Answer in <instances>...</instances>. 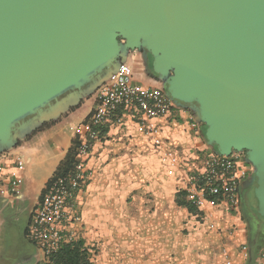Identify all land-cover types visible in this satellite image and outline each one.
Instances as JSON below:
<instances>
[{
    "label": "water",
    "instance_id": "water-1",
    "mask_svg": "<svg viewBox=\"0 0 264 264\" xmlns=\"http://www.w3.org/2000/svg\"><path fill=\"white\" fill-rule=\"evenodd\" d=\"M132 51L152 56L216 152L246 153L264 189V0H0V155Z\"/></svg>",
    "mask_w": 264,
    "mask_h": 264
},
{
    "label": "crops",
    "instance_id": "crops-1",
    "mask_svg": "<svg viewBox=\"0 0 264 264\" xmlns=\"http://www.w3.org/2000/svg\"><path fill=\"white\" fill-rule=\"evenodd\" d=\"M127 61L133 65L130 54ZM133 67L142 83L163 86ZM92 108L93 97L82 98L0 156V185L10 179L14 157L25 161L19 192L0 193V264L43 262V253L26 235L30 215L77 137L74 128ZM183 108L163 121L179 155L190 158L198 150L214 149L205 140L206 126L201 122L193 127ZM88 166L92 176L77 197L82 216L77 227L85 245L95 249L94 264H225L223 245L235 264H264V240L251 251L241 212L219 202L208 204L203 215L211 216L206 220L178 202V196L185 202L180 173L165 172L158 151L132 119L106 127L93 144ZM209 221L216 227L211 228Z\"/></svg>",
    "mask_w": 264,
    "mask_h": 264
},
{
    "label": "built area",
    "instance_id": "built-area-1",
    "mask_svg": "<svg viewBox=\"0 0 264 264\" xmlns=\"http://www.w3.org/2000/svg\"><path fill=\"white\" fill-rule=\"evenodd\" d=\"M92 97L93 108L89 116L74 128L78 139L74 166L47 184L26 230L30 241L44 255L41 264H56L53 255L64 244L81 239L77 224L81 223L82 216L77 197L92 176L88 166L91 149L102 138L106 127L124 125L129 119L137 123L139 130L158 151L165 172L169 175L180 173L182 196L201 217L209 219L211 214L203 215V210L208 204L217 202L233 212H241V186L253 170L246 160V153L234 151L223 155L214 149H204L196 151L195 156L182 158L166 136L163 121L170 120L183 107L169 97L163 86L142 83L137 79L133 65L125 61ZM183 110L193 127L202 124L190 109ZM13 164L10 179L0 185V193L17 194L23 184L25 161L16 156ZM209 224L211 228L216 227L214 222L209 221ZM85 248L90 263L94 264L95 249L87 245ZM221 250L225 264H235L228 247L223 245ZM243 250L247 255V244Z\"/></svg>",
    "mask_w": 264,
    "mask_h": 264
},
{
    "label": "flooded vegetation",
    "instance_id": "flooded-vegetation-1",
    "mask_svg": "<svg viewBox=\"0 0 264 264\" xmlns=\"http://www.w3.org/2000/svg\"><path fill=\"white\" fill-rule=\"evenodd\" d=\"M131 59L133 62V65L136 67L141 68V74L150 79V80H156L158 81L157 75L153 71V58L149 54L147 59L144 58L143 53L141 51H132L130 52ZM137 74V72L135 71ZM257 176L254 173L253 170H250L248 173L247 179L244 181L246 182V187L244 189V194L247 196V208H248V214L250 216V227L252 228V231L257 232L261 238L264 237V215L259 211L258 201L255 196V189L257 185ZM242 190H241V204H243L242 200ZM40 200V198H39ZM38 200V202H39ZM32 214L30 215L29 222L31 220ZM29 224V223H28ZM249 230V227H248ZM250 234V232H249Z\"/></svg>",
    "mask_w": 264,
    "mask_h": 264
},
{
    "label": "trees",
    "instance_id": "trees-1",
    "mask_svg": "<svg viewBox=\"0 0 264 264\" xmlns=\"http://www.w3.org/2000/svg\"><path fill=\"white\" fill-rule=\"evenodd\" d=\"M53 122L54 121H48L44 123L43 125H41L37 130L44 129L45 127L49 126ZM37 130H35V132ZM77 145H78V139L75 138L73 140L72 146L69 149L65 159L61 162L60 166L58 167V169L56 170L55 174L50 179V181H52L58 175L65 174L69 169H71L74 166V163L76 160L75 155H76ZM50 181L48 183H50ZM44 192H45V189L43 190L40 196V200L42 199ZM179 198L180 197L178 196V202L180 204L186 203ZM188 207H191V206H188ZM53 260L55 261L56 264H91L89 261V253H88L87 248H85V241L83 239H79L78 241L64 244L53 255Z\"/></svg>",
    "mask_w": 264,
    "mask_h": 264
},
{
    "label": "rangeland",
    "instance_id": "rangeland-1",
    "mask_svg": "<svg viewBox=\"0 0 264 264\" xmlns=\"http://www.w3.org/2000/svg\"><path fill=\"white\" fill-rule=\"evenodd\" d=\"M131 61V60H130ZM246 187V182L242 183L241 186V190H242V200H243V204H241V213L243 214L244 220L247 223V226L249 227V232H250V246H251V251H252V247H254L256 245V243L262 242L264 240V237L261 238V236L255 232L252 231V228L250 227V216L248 214V200H247V196H245V192L244 189ZM260 197V200L263 202L264 204V189H255V196ZM256 196V199L258 201V206H259V200L258 197ZM249 203V202H248Z\"/></svg>",
    "mask_w": 264,
    "mask_h": 264
}]
</instances>
